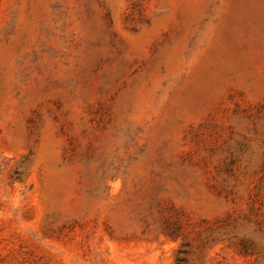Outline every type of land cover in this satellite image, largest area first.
Instances as JSON below:
<instances>
[{
  "label": "rangeland",
  "instance_id": "obj_1",
  "mask_svg": "<svg viewBox=\"0 0 264 264\" xmlns=\"http://www.w3.org/2000/svg\"><path fill=\"white\" fill-rule=\"evenodd\" d=\"M0 264H264V0H0Z\"/></svg>",
  "mask_w": 264,
  "mask_h": 264
}]
</instances>
